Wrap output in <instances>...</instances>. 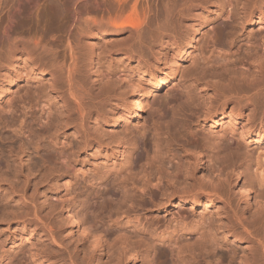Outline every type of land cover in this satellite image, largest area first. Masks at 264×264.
Masks as SVG:
<instances>
[{
    "label": "bare ground",
    "instance_id": "bare-ground-1",
    "mask_svg": "<svg viewBox=\"0 0 264 264\" xmlns=\"http://www.w3.org/2000/svg\"><path fill=\"white\" fill-rule=\"evenodd\" d=\"M141 9L145 17L139 20ZM151 12L155 17L146 21ZM215 12L223 18L218 25ZM18 18L43 24L41 36L52 25L59 34L47 41L28 30L25 37L19 31L24 28L14 26ZM205 23L211 25L210 56L190 73L188 112L172 124L157 116L151 131L143 127L108 136L117 145L115 157L126 165L122 186L130 194V208L116 220L133 218L132 233L106 228L87 202L78 211L82 216L64 210L68 224L89 239L88 245L76 239L69 246L57 218L41 212L40 183L62 175L81 148L103 145L105 136L90 129V120L112 117L113 128L124 121L137 126ZM256 23H264V0H0V73L10 77L8 86L0 84V102L11 91V74L21 73L15 64L22 62L38 77L50 75L48 95L60 104L46 143L38 142L37 131L48 129L50 120L40 116L35 127L26 112L30 102L22 103L20 114L0 120L7 144L0 153V221L6 223L0 257L8 243L31 242L27 253L3 264H264V150L248 149L264 142V29L247 31ZM218 26L224 41L218 39ZM114 61L129 64L138 77L113 71ZM10 66L11 72L4 70ZM83 66L91 77L84 78ZM225 119L229 133L194 129L200 122L214 126ZM69 126L74 147L59 138L58 131L68 135ZM100 179L90 182L91 189L98 186L107 194L98 196L99 202L90 192L88 200L103 208L110 196L113 200L107 188L117 186L116 177L111 184L108 177ZM202 206L216 207L218 217L209 222L205 215L198 217ZM153 208L164 213V220L146 213Z\"/></svg>",
    "mask_w": 264,
    "mask_h": 264
},
{
    "label": "rangeland",
    "instance_id": "rangeland-1",
    "mask_svg": "<svg viewBox=\"0 0 264 264\" xmlns=\"http://www.w3.org/2000/svg\"><path fill=\"white\" fill-rule=\"evenodd\" d=\"M43 1H48V0H43ZM140 11L141 12H139L138 18L139 20H142L144 19L145 15H143L142 9ZM153 14L154 12L149 13L148 15L150 17L146 15L147 16L146 21H151L155 17V14L154 15ZM214 16H215L214 24L218 25V23L221 20H223V18H221L219 14L217 16V12H215ZM210 19L211 17L208 16L205 20L208 22ZM24 20H25L24 18L23 19L18 18L17 19L18 22L16 21L17 23H15L14 25V26H18L19 24L18 28H21V29L24 28L23 31L19 29L22 35H24L25 37H28L30 35V33H28V30H31L32 32L31 34H34V32L36 33V31H37L36 34L38 35H40V32L42 33V31L40 30L43 29L42 27L43 24L42 25H40L41 23L37 24V22L33 20H29V19H26L25 21ZM53 26L55 25L48 26V28H50V31L49 29L46 30L43 33L44 35L42 34V36L44 37H42L41 35L39 37L44 38V39L46 38L45 40L47 41L54 40L55 37L59 33L57 31L56 26L55 27ZM210 29H211V25L208 26L206 23L203 25L201 32L198 35L196 42L194 43V46L191 47L188 53H186V55L178 61L179 69L174 72L173 77L170 80V82H168V84L163 89H161L160 91L156 92L153 95L149 106L146 107L144 110L143 118L140 120L137 126H135V124L132 122L124 121L117 128H113L111 126L113 123L112 117H107L106 119H99L96 121L90 120V123H89L90 129L92 131L99 129L102 135L105 136L104 137L105 142L103 143V145L100 148H97V144L93 143V146L91 147L81 148L80 150H78L76 155L73 156L72 164L68 166V168L60 172V174L62 175L60 176L53 175L50 181H45V178H44V181L40 183L42 196L45 195V197L41 196L40 198L41 199L40 200L41 212L45 215H47L48 212L49 213L51 212L52 213L51 215H53L52 218L53 219L57 218L56 219L57 221L55 220L54 221L57 223V225L59 224L58 227L59 226L61 227L60 228V230H62L61 232H65L63 233V239L65 242L67 239V241L70 244L68 242L66 243L69 246H71L72 244L74 246L76 244L74 242H77V241H78V244L80 245L81 244L88 245L89 239L84 238L85 236L81 238L82 235L80 236L72 228V226L68 224L67 220L65 219V215H64V210L66 207L70 209L71 211L78 213V211L80 212V210L83 207H86L90 204L92 205L93 210L96 209L94 211L95 217L97 214L98 217L96 218L99 219L98 220L99 223L104 224L106 228H108L109 226V229L114 228L113 230H117V231L122 230L124 233H125L124 230H127L126 231L127 234L130 230L133 229L134 227L133 225L134 222H132L134 221L133 218L132 219L128 218L126 217L127 215H123V216L121 215L120 218H118L120 220L118 219L116 220V217H119L118 215L123 209L127 210L130 208V203L128 202L130 194L128 192H125V189L122 186V183H123L122 175H124V169L126 165L125 164L121 165V163L119 162V159L115 157L114 154L116 153L115 149L117 148V145L111 142L112 139L109 138L108 136L114 133L115 134L117 133L120 136H124V134L128 132H131V131L136 132L142 129L143 127H145L147 131H151L154 120L158 118L157 116L162 115L163 118L162 119L160 118L162 122L165 119L164 122L170 121V123L172 124L175 121L178 122L188 112V99H186L188 95L186 92H188L187 87L189 84L190 73L195 70H199L201 67H203V65L207 62V60H209V58L207 59V57L210 56L208 49H207V43H208L209 34H210L208 30ZM263 29H264V23L262 24L256 23L255 25L247 28V31L248 32L253 31L254 33H258L259 30H263ZM217 30L219 31L218 39L219 40L221 39V41H224V37H223L224 34L221 28H219V26ZM26 33H27V36H26ZM50 33H52V35ZM116 62L117 61H114L111 64V69H113V71L115 72L121 71L123 72V76H126V77H130L131 75L135 76L136 78L138 77L135 74V72H133L132 74V71L129 70V67H128L129 64H124V63H119V62L116 63ZM98 63H99L100 70H104L106 68V63L104 62V60H100ZM153 63H156V61H153ZM135 64L136 62H133V65ZM169 65L170 63H167V64L162 63L161 67L166 68ZM211 65L214 66L215 64L212 62ZM15 66H16V69L18 68L21 71V73L18 76H15V74L14 75L11 74V76L13 77V79H11L12 88H11V91L5 96H3V98L1 99L2 101L0 102V120L2 118L10 117L13 114V112L20 114L22 112V109H21L22 103L25 101L30 102L29 104L30 106L26 109V112L28 113L29 120H33V124L35 127L39 128L38 124L36 123H37L38 117L40 116H43L44 118L48 117L46 118V120L47 119L50 120L48 123L49 125H47L48 129L45 127V128L38 129L37 131L39 134V140L38 138H36V140H38V142L40 143H46L49 140L48 136L51 133H54V130L56 127H54L53 125L54 123H56V120L58 119L59 112H60L59 110L60 104L57 103V99H54L53 97L48 95V92L50 90V87H49L50 75L45 74V75H42V77H38L36 76L35 73L28 72L29 69H25L22 62H19L18 65L15 64ZM10 69H11V66L7 67V69H4V70L11 72ZM83 76L84 78H89L92 76V71H90L87 66H83ZM9 80H10V77L8 79L7 74L2 75L0 73V84L2 83V85L8 86ZM226 123H228L227 119H225L224 121H221L220 124H216L214 126H209V124L202 126V123L200 122L197 125H195L196 127L194 126L195 127L194 129H196L197 126L198 128L203 127L207 132H209L210 135L218 136L227 131H228L227 133H229L230 126ZM70 127L71 126H69L65 130L68 135H64L63 130L62 131L59 130L58 133H60L59 138L61 141H66L69 143L71 147H74L75 137L72 135ZM0 134H1L0 137H2V139L0 138V153H1L3 151L5 152V148L7 144H6V141L3 139V135H6V133H3L2 135V133L0 132ZM139 146H141L139 147V151H140L141 148L143 147V143L140 142ZM106 149H109V152L107 155H106ZM248 149L250 150V152H253V153L258 152L259 150H264V142L259 143V144L250 143V145H248ZM141 151L143 152V148ZM208 164L209 163L206 162L203 165L205 167L204 168L205 170L208 168ZM103 176L109 178L108 179L109 182L108 180L106 181V183H109V184H111L110 181L112 182V179L116 177L115 179L116 182H114V184L117 187L114 189L112 187L113 185H110L111 189H109L110 186L107 188L108 190H110V191H107L108 195H112L113 200L111 201V196H110V199L106 200L103 203V208L102 207L98 208V206H96L97 203L96 204L93 203L94 204L93 205L91 203L92 201L88 200V195L91 192L92 194L91 198L93 200L95 199L100 202L101 199L98 198V196L107 194L104 191L102 193L99 192L98 186H94L93 189H91V186H90L92 182H99L101 180L100 178ZM34 181H40V178L38 177V179ZM102 187L100 189L103 190ZM229 188L231 189V193L234 196L233 186L230 185ZM109 192H111L112 194ZM84 199H87V200H84ZM87 202L88 203L90 202V203L88 204ZM94 206L95 208H93ZM171 212H176V209L173 208ZM202 212H204V214H202ZM146 213H148L149 216L158 215L160 216L161 220H164V218H162L164 216V213L162 211H158L155 208H153L152 210L150 209L149 211H146ZM196 213L198 217H200L201 215H205L204 217L207 222L212 221L213 219H216L218 217L217 208L214 206H208L205 208L204 206H202L201 208H197ZM78 214L80 215V213ZM109 220L111 221V224ZM118 224L120 227L118 226ZM5 225H6L5 221L1 220L0 221V234L2 233L3 227ZM132 231L129 232V234H131ZM77 234L79 235V237ZM30 237H31L30 239L32 240V242L36 241L34 236H30ZM68 238L70 241L68 240ZM30 243H31L30 240H25V239L22 240V243L18 245L17 244L11 245L10 243H8V245L5 247V251H3V254H1L2 256L0 257V261L2 262L1 264L6 263V261L10 260L9 258L11 257L13 259V257L18 256L21 252L27 253L28 250L31 248ZM108 254H104L102 256L103 261L108 260V257H109ZM136 264H141V261L139 260Z\"/></svg>",
    "mask_w": 264,
    "mask_h": 264
}]
</instances>
